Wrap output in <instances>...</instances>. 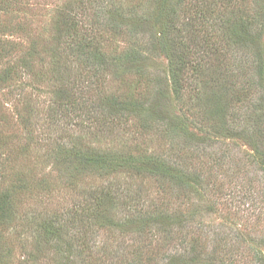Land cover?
Segmentation results:
<instances>
[{"label":"rangeland","instance_id":"1","mask_svg":"<svg viewBox=\"0 0 264 264\" xmlns=\"http://www.w3.org/2000/svg\"><path fill=\"white\" fill-rule=\"evenodd\" d=\"M99 1L0 0V264H167L186 252L180 220L204 222L210 238L219 230L240 241L237 259L229 247H216L217 264H260L264 84L238 103L233 96L243 76L215 82L220 71L206 60L194 76L185 67L182 74L200 84L177 94L167 58L150 45L172 7L180 16L177 27L189 21L200 27V1L102 0L104 11ZM244 6L255 17L263 4L246 0L238 10ZM222 9L212 15H224ZM73 12L84 13V29L100 36L95 44L111 59L93 90L87 89L89 74L64 45L72 42L64 27ZM132 12L145 19L142 32L130 35L127 23L116 31L122 23L113 15L130 19ZM219 19L216 26L210 20L209 29H224ZM222 36L213 39L217 48H223ZM137 50L146 65L142 74L128 59ZM68 88L72 100L65 98ZM121 105L130 107L131 118L102 116ZM222 155L225 174L215 170L210 178ZM97 156L116 161L114 170L86 162ZM133 164L161 172L146 176ZM162 171L170 176L163 178ZM215 202V210H207ZM51 220L69 230L59 242L41 231ZM186 256L194 258L189 264L215 263L200 252Z\"/></svg>","mask_w":264,"mask_h":264},{"label":"trees","instance_id":"2","mask_svg":"<svg viewBox=\"0 0 264 264\" xmlns=\"http://www.w3.org/2000/svg\"><path fill=\"white\" fill-rule=\"evenodd\" d=\"M90 1L91 0H88V3H90ZM199 1V3L195 4V9L198 10L196 13L201 20L199 24L200 27L194 25V23L190 21L187 24L177 27L180 16L178 12L172 7V10L166 13L168 17L167 20L164 21V31H161L160 38L157 37L154 42V46L153 43H151L150 47L152 49H159L167 58L170 65L169 69L171 71V85L174 87L177 94H181L184 89H187L192 83L195 82L191 77H189V75L185 76V74H182L185 70V67L189 66L190 70L192 71V75L194 76V74L199 73L204 68L202 62L207 60L211 61V64L208 66L215 67L220 71L218 78L213 79L216 80L215 82H220L218 79L226 82L230 80L231 77L240 78L239 75L243 76L244 80L241 79L243 86L240 85L239 89L238 86H236L238 90L234 92L233 96L236 100H238L237 102L239 103V101L241 102L244 97L249 96V92L252 91L253 88L257 89V86L262 87L264 84V49L261 45V38L264 36V0H260L263 6L260 8V13L256 11L255 17L250 13V10L248 12L244 11L245 6L244 8L238 10L239 4H245L246 0ZM97 6L99 7L100 11H104L105 7L102 0L99 1V5ZM218 6L223 8L222 10H224V15H222L220 12L216 17H214L212 15L213 9ZM211 8L213 9L211 10ZM243 12H245L246 15H244ZM257 12L259 13L258 15ZM239 13H241V15ZM83 14L84 13L81 12H73L72 15L66 16V26L64 27L65 32L68 34L66 36L73 37L72 42L68 41V39H65L64 45L71 57H73L74 60L76 59L83 69H85L89 74V76L86 77L88 78L87 89L90 88L93 90L99 85L98 82L103 80V76L106 74L110 66L109 63L111 59L109 58V54L104 51V46L100 45L101 43L95 44L98 37L100 36L96 35V32L94 33V31L88 34L89 31L84 29L86 26L81 22V18L84 17ZM116 14V16L113 15L114 19L117 21V23H122L119 26L116 25V31H123L124 29L122 26H125V23H127V26L130 27V31L128 32L130 35H138L139 32H142V24L146 23L145 19L137 17L133 18L136 16V13L134 14V12L131 13L132 17H130V19L125 15L122 16L118 13ZM224 16H226V18ZM217 19L222 22L219 26L222 24L225 25V27H223L224 29L220 31L216 30V27H214L213 30L209 29V21L212 20L213 25L216 26L218 24ZM99 25L101 26V23H99ZM108 25V23L105 24V27L107 28ZM161 26H163V24ZM209 30L212 31L210 34L207 33ZM71 32L73 34H71ZM218 35H223V48H217V41L213 40L214 38L218 37ZM202 55L203 57H201ZM191 56L193 57L191 58ZM143 58V55L138 50L128 58L130 59L129 63H131V65L134 66V68L141 74L144 73L145 69L143 68L146 67V65H144ZM218 60H220V62H218ZM216 62H218L217 65ZM54 65V69L58 68L56 63ZM245 71L251 73V77L245 79V77H247V73L245 74ZM57 72L58 71L56 69L55 73ZM58 77L62 78L60 74H58ZM197 83L199 82H195V84ZM67 84L68 82L66 83V87ZM71 88H68L71 91V94L68 96H66L67 94L65 95L67 100H72L74 96L72 94ZM238 92L240 94L239 96L236 94ZM72 104L74 103L71 101V103L68 105H70L72 108ZM122 106L123 105L114 108L112 113L103 114L102 116L104 118H113L114 121L127 120L131 118L133 112L130 107L128 105ZM87 110V107H85V114L88 113ZM75 111L78 112V108H75ZM247 111H249V109H247ZM127 122L128 121H126V123ZM181 123H184V121H180V124ZM180 130L183 134H189V129H187L184 125H182ZM259 135L261 137L263 134L259 132ZM255 151L259 154L260 147L257 146ZM80 156L82 161H84L85 157H82V155ZM260 158L261 156L259 159ZM221 160H225L224 155H222L221 159L217 162L218 165H213V167L210 168V178L215 170L225 174L223 170H221L223 168V163H221ZM86 162L91 163L94 166L101 165L100 168L105 171H112L116 166V161H112V159L110 160L106 156H97ZM135 164H133L131 169L133 168L134 172H138L140 174L145 173L146 176H157V171L161 172L160 169L157 170L153 165H151V168L147 167L149 165L148 163H145L148 164L146 166H135ZM208 166L209 164L206 163L205 167L207 168ZM260 167L264 171V159L261 161ZM162 172L163 178L170 176L167 171ZM251 188L252 187H249V190H251ZM116 201L117 199L114 200V202ZM216 206H218L217 202L209 206L207 210L211 211L212 209L216 208ZM166 218L168 217L166 216ZM144 222H146L145 226L149 227L148 233H152V230L150 229V227H152L150 226V221L144 220ZM46 224L47 226L44 228L41 227L42 233L46 234L48 237H52L53 239L57 238L58 242L60 241L61 236L69 232V230H66L67 227H64L60 221L51 220ZM177 224L178 227L181 228H179V230L184 236H182L184 238L183 246H185L186 252L184 254H179L180 256L176 255V261L171 259L167 264H189V262H192L194 258H192V261L188 260L186 259V255L188 253L193 254L194 252L197 254L200 252L206 255L208 260H212L215 262L213 264H217L219 260L215 255L214 250L218 246H224V248L229 247L230 251L235 253L234 255L236 256V259L240 258V241L233 235L227 233L223 234L224 232L221 233L219 230H212V237L210 238L207 234H205L204 230L206 224L202 221H197L192 224L189 221L180 220V222H177ZM188 233L193 234L192 240L188 239ZM63 241L66 242V239H63ZM208 242L210 245H212L211 248L207 244ZM235 243H239L237 250L234 249ZM255 261L256 263L264 264V256L259 251L255 255Z\"/></svg>","mask_w":264,"mask_h":264}]
</instances>
